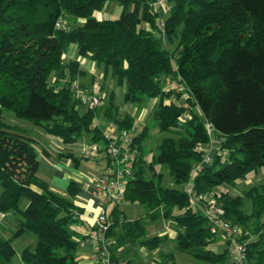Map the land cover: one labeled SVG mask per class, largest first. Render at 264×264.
Returning <instances> with one entry per match:
<instances>
[{"label": "trees", "instance_id": "trees-1", "mask_svg": "<svg viewBox=\"0 0 264 264\" xmlns=\"http://www.w3.org/2000/svg\"><path fill=\"white\" fill-rule=\"evenodd\" d=\"M109 1L121 5L120 16L96 18L94 12ZM169 1L166 34L177 41L174 50L142 26L157 25L154 0H0V211L13 214L18 224L10 238L0 236V264H15L12 241L24 233L35 234L36 244L22 250L23 264H81L72 228L83 212L73 200L78 187L74 181L69 184L71 197L51 190L39 176L37 141L4 117V110H11L68 144L89 134L93 142L104 144L106 152L107 141L96 123L98 108L82 110L74 96L72 84L83 71L78 60L64 61L71 43L77 44L80 55L111 69L118 85L125 87V103L142 106L160 98L152 117L165 135L149 161L143 144L150 127L132 133L135 117L126 113L117 118L114 91H109L103 107L106 119L118 130L132 133L139 155L125 200L140 203L146 210V216L128 219L120 207L112 209L106 235L115 239L113 258L119 261L114 251L127 244L158 247L162 238H146V230L148 221L163 216L180 227L179 250L215 264L228 260L227 248L221 253L208 249L217 236L206 218L188 207L182 185L202 160L196 146L210 140L205 120L224 138L222 148L227 153H215L213 163L195 175L198 192L235 186L264 167V0ZM60 19L65 27L58 26ZM53 74L56 80L51 84ZM166 77L178 80L185 89L166 91ZM186 90L187 106L167 103L172 94L182 99ZM186 112L190 117L179 126ZM69 156L75 163L90 159ZM158 166L169 169L175 186L163 184ZM217 196L226 216L249 231L244 238L253 236L247 244L249 262L264 264V182L248 188L243 196L229 192ZM245 198L252 201L249 213L243 210ZM23 199L28 200L25 207ZM174 257V253L166 256L169 261Z\"/></svg>", "mask_w": 264, "mask_h": 264}, {"label": "crops", "instance_id": "crops-1", "mask_svg": "<svg viewBox=\"0 0 264 264\" xmlns=\"http://www.w3.org/2000/svg\"><path fill=\"white\" fill-rule=\"evenodd\" d=\"M111 2L113 1L107 2L102 10L95 11L94 16L100 20L118 18L122 10L118 17H114L115 15H112L109 11ZM78 20L84 22L86 19L79 18ZM142 26L151 29L149 23H143ZM63 58L65 62L71 60L79 61L80 70L83 71V74L75 81L97 91V93L102 96V100L103 98L109 97V91H114L116 93L115 104L119 106L117 118L122 119L126 113H130L135 117L132 133H138L146 125L150 127L149 136L143 144L145 154H147L145 149H147L146 147L148 145L146 146V144H149L150 138L154 135L158 136V134H163L158 127L154 126L152 117L153 110L160 98H151L142 106L135 105L131 102L125 103L123 101L125 87L118 85L116 79L112 75L111 69L105 68V66L97 63L91 58L80 55L76 43H71L69 45ZM103 85L107 87L108 90L102 88ZM150 119L152 121L151 123L149 122ZM96 123L100 125L104 132L105 129L114 122L108 121L102 110L98 111ZM18 127L24 128L22 126ZM26 132L37 141L35 148L38 151V159L40 161L39 176L49 183L51 190L62 196L71 197L68 192V187L72 181L75 182L79 189L78 194L73 200L77 206L83 209V212L79 214L78 220L72 224V228L75 231L73 239L78 242L77 258L79 262L81 264H91L90 257L94 249V243L90 232L97 228V217L102 212V200L96 193L94 179L102 172L108 161L106 152L103 150L104 144L93 142L91 135L86 133L83 134L77 142L68 144L63 142L61 138L49 134L47 131L46 134L38 131L39 134L49 142L48 145H45L27 130ZM93 143L99 144L101 149L97 155L93 157L87 156L90 158L89 160L75 163L74 159L69 156V154L78 158L86 156L83 154L82 150ZM44 150L47 151V153H45ZM147 150H149V148ZM247 181H239L236 188L244 190L247 187ZM1 191L2 187L0 188V192ZM230 193L233 196L241 194L235 192V190H232ZM125 202L126 201L122 204L121 210L128 219L146 216V210L142 204L135 202L131 203V206L128 207ZM27 204V199L21 203L22 207H25ZM5 228L9 230L10 235L3 232ZM17 228L18 224L13 214L5 213L4 216L0 217V236L10 238ZM179 230L180 227L173 219L160 216L154 221H148L146 230V238H152L154 236H160L162 238L158 247L151 250L146 246L127 244L116 247L114 253L119 258V261H124L125 263L131 261L135 264H204L202 260L197 259L192 253L178 249L176 238ZM225 241L223 237L217 236L216 241L212 242L208 246V249L216 253H221L226 249ZM35 244L36 235L32 233H24L14 238L12 241V245L16 250L14 263L23 264L21 260L22 250L26 247H34ZM221 249L222 251H220ZM171 253L175 255L174 261H169L166 258V256Z\"/></svg>", "mask_w": 264, "mask_h": 264}, {"label": "built area", "instance_id": "built-area-1", "mask_svg": "<svg viewBox=\"0 0 264 264\" xmlns=\"http://www.w3.org/2000/svg\"><path fill=\"white\" fill-rule=\"evenodd\" d=\"M154 11L158 14L157 25L152 27V32L165 41L166 18L169 16L172 4L169 0H154ZM59 27H65V21L60 19ZM170 77L165 78L166 91L185 89L184 85L176 80L174 83ZM167 87V89H166ZM75 98L86 110H95L102 105V96L94 92L88 86L81 85L78 81L72 84ZM189 97L188 91L182 93V99H178L172 94L167 103L175 102L179 105L187 106L186 99ZM188 112L180 116V121L189 119ZM206 128L210 137L209 144H198L196 150L202 154V160L193 167L191 178L182 185V189L189 197L188 207L195 212L201 213L207 220L208 226L216 236L221 235L226 239L229 258L233 264H252L248 259L247 244L253 238L245 239L249 231L232 221L226 216V210L218 196L212 191L198 192L195 188L194 177L204 167L213 163L215 153L225 155L222 143L224 138L219 135L212 124L205 120ZM115 124H110L103 132L107 141L105 148L109 156V162L105 165L102 172L95 177V190L102 200V212L97 217V228L90 232L94 243V249L90 257L91 264H124L113 258L111 248L114 240L106 235L112 224L111 211L114 207L121 208L125 201L127 184L133 175L134 165L138 159L139 151L133 146V136L127 129L116 130ZM220 136V137H219ZM218 138V140H217ZM101 146L93 143L82 150L86 156L93 157L100 152ZM214 150V151H213ZM5 213L0 211V217Z\"/></svg>", "mask_w": 264, "mask_h": 264}, {"label": "rangeland", "instance_id": "rangeland-1", "mask_svg": "<svg viewBox=\"0 0 264 264\" xmlns=\"http://www.w3.org/2000/svg\"><path fill=\"white\" fill-rule=\"evenodd\" d=\"M121 10H122V7H121V5L118 3V2H116V1H113V2H111V5H110V9H109V11H110V13H112V15H115L114 17H118V15L120 14V12H121ZM156 27V26H155ZM150 28H152L151 26H150ZM167 37V36H166ZM176 43H177V41L175 40V41H171V40H169L168 39V37L167 38H165V41H164V44H165V46L168 48V49H170V50H174V48H175V45H176ZM55 80H56V76L53 74L52 76H51V78H50V82H51V84H53L54 82H55ZM173 80V79H172ZM173 81H175L174 83H176V80H173ZM80 83V82H79ZM81 85H82V83H80ZM84 86V85H83ZM166 89H167V87H166ZM94 92H96L97 93V91H95L94 89H92ZM108 98H103V100H102V105L100 106V107H98V111H102L104 108L103 107H105L106 105H107V102H108ZM81 109L82 110H86V108L85 107H81ZM4 117H5V121L6 122H8V123H10V124H13V125H18V126H22V127H24V129H26L29 133H31L33 136H35L36 138H38L39 140H40V142L41 143H43V144H45V145H48V143L49 142H47V140L46 139H44V137L43 136H41L40 134H39V132L38 131H40V132H43V133H45L46 134V131H45V129L43 128V127H41V126H39V125H37V124H35V123H33L31 120H29V119H25V118H21V117H18L13 111H11V110H4ZM152 119V118H151ZM151 119L149 120V122L151 123L152 121H151ZM185 122V121H184ZM183 124V122H181V121H179V126H181ZM101 126H102V124H101ZM173 129H175V130H178V131H181V128H179V127H173ZM38 130V131H37ZM117 130V129H116ZM104 135V134H103ZM163 135H165L164 133L162 134V135H159L158 134V136L157 135H154V136H152L151 138H150V140H149V144H146V148L148 149L149 148V150H147V149H145L146 151H147V154H146V158H147V160L149 161L150 159H151V157H152V155L153 154H156L157 153V145L159 144V142H160V140H161V138H162V136ZM166 135H172V136H175L174 134H172V133H166ZM220 137V136H219ZM217 140H218V138H217ZM210 141V140H209ZM206 145L207 144H209V142H207V143H205ZM214 151V150H213ZM158 168V170H161L162 172H163V174H164V180H163V184L165 185V186H175L174 185V183L172 182V178H171V176H170V173H169V169L167 168V167H160V166H158L157 167ZM148 175L150 176V172L148 173ZM243 181H247V180H250V181H247L246 182V184H247V187L244 189V190H239V189H237L236 188V185L235 186H231V185H228V184H224V185H222V186H218V187H216V188H214V189H212L211 191L215 194V195H219V194H221V193H223V192H232V190H235V192H239V193H241V194H238V195H235V196H243L244 195V192L248 189V188H250V187H252V186H255V185H259V184H261V183H263L264 182V167H259L258 169H256V171H253L246 179H242ZM239 181H241V180H239ZM238 181V182H239ZM237 182V183H238ZM0 188H1V185H0ZM231 194V193H230ZM233 196V195H232ZM26 199H23L22 201H25ZM126 201V200H125ZM127 202V203H126ZM125 202V204H126V206H131V203L132 202H129V201H126ZM243 210H245V212L246 213H249V212H251V210H252V201L249 199V198H245L244 199V204H243ZM249 230V229H248ZM1 231V230H0ZM3 232L5 233V234H9L10 235V232H9V230H7L6 228L5 229H3ZM2 233V232H1ZM220 237H222L221 235H219ZM111 238V237H110ZM111 239H113L114 241H115V239L114 238H111ZM225 239V238H224ZM226 240V239H225ZM225 243H226V248H227V242L225 241ZM111 251H112V248H111ZM212 251V250H211ZM220 251H222V249L220 250ZM213 252H215V251H213ZM223 252V251H222ZM216 253V252H215ZM123 263H125L124 261H122ZM204 264H215V263H213V262H208V261H202ZM223 264H233L232 263V261H231V259L230 258H228V260L225 262V263H223Z\"/></svg>", "mask_w": 264, "mask_h": 264}]
</instances>
